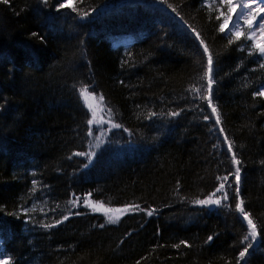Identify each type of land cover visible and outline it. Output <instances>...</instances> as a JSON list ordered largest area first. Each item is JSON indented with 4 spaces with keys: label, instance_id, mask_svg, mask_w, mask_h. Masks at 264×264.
Here are the masks:
<instances>
[{
    "label": "trees",
    "instance_id": "trees-1",
    "mask_svg": "<svg viewBox=\"0 0 264 264\" xmlns=\"http://www.w3.org/2000/svg\"><path fill=\"white\" fill-rule=\"evenodd\" d=\"M72 1L77 11L60 8L62 0H0V249L7 264H264V97L256 94L264 56L248 29L239 40L221 33L224 16L216 17L227 7L219 0L211 8L207 0ZM193 28L213 55L220 125L190 91L207 83L200 81L207 56ZM82 87L104 97L110 126L102 131L87 123ZM225 136L242 162L239 197ZM225 175L228 200L194 203ZM240 198L257 224L255 243H242L248 229L235 208ZM86 199L143 211L109 223Z\"/></svg>",
    "mask_w": 264,
    "mask_h": 264
},
{
    "label": "snow or ice",
    "instance_id": "snow-or-ice-1",
    "mask_svg": "<svg viewBox=\"0 0 264 264\" xmlns=\"http://www.w3.org/2000/svg\"><path fill=\"white\" fill-rule=\"evenodd\" d=\"M4 3H8L9 0H2ZM216 4V0H212V4L209 5L211 8L213 5ZM253 4L255 7H253ZM264 0H251L250 3L243 2L238 5H234L232 3V0H219V6H226L227 7V13H233L236 7H239L240 11L236 12L237 20L240 17H245V23L247 24L248 29L250 30V34L247 37V39L254 40V49L258 51V53L261 56H264V17H261V13H264ZM60 8H70L72 11H77L76 6L73 3H68L67 0H65L64 3L60 4ZM175 11V9H173ZM83 15H87L85 12ZM220 16H224V21L219 25V31L221 33H224L226 31V25H228L229 21L232 20L231 15H225L223 11L220 12V15L217 16V19H220ZM257 17H260V21L258 24L254 26L253 22L257 20ZM239 24L237 22L232 23V27L228 29L229 35L234 36L236 40H239L241 36L244 35L242 31L239 30ZM193 33L195 34V38L199 41V44L203 47V52L207 56V62L206 67L203 72V75L200 77V81H206V84L201 83L198 87L196 84H193L190 88V91L195 94L196 98H199L201 100L207 101L208 107L211 108V113L215 116V123L217 125L221 124V117L220 113L217 109V107L213 104V84L215 83V80L213 78L214 74V60L213 55L209 51L208 45L205 43L204 39L201 38V35L199 32H197L194 28L192 29ZM257 33H259V38H257ZM233 40H229V43H233ZM261 67H264V65H261ZM203 89V90H202ZM260 97H264V90H261L256 93ZM80 96L83 98L85 105L89 108L91 111L92 119H89L87 123L89 125L92 124H102L105 121L102 117H99V112L103 111V101L104 97L100 96L99 100L97 101V97L89 92V90L85 87H82L80 89ZM112 114L111 108L107 109V115L110 117ZM179 113L173 112L171 115L175 116ZM150 115H155V113H150ZM205 120L209 119L208 116L204 117ZM113 128H120L121 125L118 123H112ZM221 133L224 132L223 127L219 129ZM88 135H92V131L89 130ZM104 133L101 132V136H103ZM100 138L97 137V140ZM224 141L227 144V150L229 153H231V163L235 166L234 173H230L235 178V193L236 196L239 197L240 194V179H241V160L238 159L236 152L233 150L234 144L232 141L229 140L227 136L224 137ZM102 142V141H101ZM98 146V145H97ZM76 155H85V153H76ZM94 155V153H93ZM218 179L221 180V183L219 187L216 188L215 192H213L210 196H208L207 199H197L194 201V203L199 205H220L222 203V200L226 201L228 200V193L225 191V185L227 184L228 187H231V184H228L229 176L225 175L223 177H218ZM216 193H222L221 197H216ZM215 197V198H214ZM73 205L76 204V201H71ZM85 205L94 211H103L107 215V222L109 223H117L120 220V217L129 212V211H143V209H140L139 205H130L126 206L124 208H105L103 203L96 204L92 203L89 200L84 201ZM236 210L242 215L243 220L247 223V234L243 237V242L246 241H256L259 233L257 230V224L254 222V220L251 218V214L247 211H245L244 208V200L242 198L239 199V202L235 205ZM155 210H149L147 211V215L151 216L153 215ZM79 214V213H77ZM65 220L68 219L67 216L64 217ZM61 221H56V223H60ZM55 224H46L44 225L45 228H51L54 227ZM103 227V225H101ZM213 237L209 236L208 241H211ZM184 244L185 242H181ZM177 248L180 247V245H176ZM252 243H248L240 252H239V260H244L246 257V254L248 253L249 249L252 248ZM7 264V262H5ZM139 264V261L137 262Z\"/></svg>",
    "mask_w": 264,
    "mask_h": 264
},
{
    "label": "rangeland",
    "instance_id": "rangeland-1",
    "mask_svg": "<svg viewBox=\"0 0 264 264\" xmlns=\"http://www.w3.org/2000/svg\"><path fill=\"white\" fill-rule=\"evenodd\" d=\"M217 1V0H216ZM65 2V0H62V3H64ZM67 2L68 3H73V1L72 0H67ZM207 2H212V0H207ZM243 2H248V3H250L251 2V0H232V3L234 4V5H238V4H240V3H243ZM262 6H264V5H262ZM253 7H255V5L253 4ZM100 11V10H99ZM240 11V9H239V7H236L235 8V10H234V12L233 13H227L226 15H231L232 16V20H230L229 21V23H228V25H226V32L227 33H229L228 32V29H230L231 27H232V23L235 21V22H237L238 24H239V30L240 31H242V32H244L245 30H247L248 29V27H247V24L245 23V17H240L238 20H237V16H236V12H239ZM261 17H264V13H261ZM225 18V17H224ZM224 21V20H223ZM259 21H260V17H257V20L256 21H254L253 22V24H254V26L256 25V24H258L259 23ZM249 34H250V30L248 29V33H247V35L249 36ZM257 38H259V33H257ZM253 41V44L255 43V41L254 40H252ZM261 90H264V86L261 88ZM80 98H81V101H82V103L84 104V106L88 109V111H89V113H90V119H92V116H91V111L89 110V108L85 105V103H84V100H83V98L80 96ZM98 101V100H97ZM99 117H102L103 118V120L105 121L104 123H102V124H92V125H90L91 127L93 126V128H96V129H102L105 125H107L108 124V126H110V121H109V119H108V117H106L105 116V114H104V111H100L99 112ZM108 126H105V127H108ZM104 127V128H105ZM103 128V129H104ZM110 128H112V126L110 127ZM99 130V133H101V131ZM102 137H104V135L102 136ZM106 138V135H105V137L103 138V140ZM222 196V193H216V197H221ZM215 198V197H214ZM86 200H89V199H86ZM90 201V200H89ZM223 201V200H222ZM91 202V201H90ZM92 203H94V202H92ZM96 204H98V203H96ZM210 207H214L215 205H209ZM105 208H111V207H106V206H104ZM89 208V207H88ZM90 209V211H93V212H98V213H101V214H103L104 215V217L106 218V221H107V215L101 210V211H94L93 209H91V208H89ZM240 214V213H239ZM124 216V215H123ZM240 216H241V218L243 219V217H242V215L240 214ZM122 217V216H121ZM120 217V218H121ZM245 223H246V221H245ZM247 224V223H246ZM257 240V239H256ZM252 243H255L256 241H251ZM0 264H4V260H3V255H2V253H1V249H0Z\"/></svg>",
    "mask_w": 264,
    "mask_h": 264
}]
</instances>
